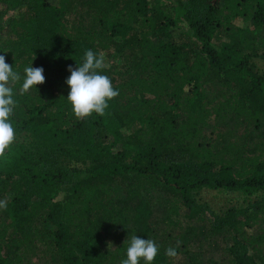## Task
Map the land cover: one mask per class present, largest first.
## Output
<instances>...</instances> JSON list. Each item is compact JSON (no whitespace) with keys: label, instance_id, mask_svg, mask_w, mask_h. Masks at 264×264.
Here are the masks:
<instances>
[{"label":"trees","instance_id":"obj_1","mask_svg":"<svg viewBox=\"0 0 264 264\" xmlns=\"http://www.w3.org/2000/svg\"><path fill=\"white\" fill-rule=\"evenodd\" d=\"M87 49L119 95L77 119ZM0 55L23 135L0 155V264H121L133 235L152 264H264V0H0ZM203 188L256 197L217 214Z\"/></svg>","mask_w":264,"mask_h":264},{"label":"clouds","instance_id":"obj_2","mask_svg":"<svg viewBox=\"0 0 264 264\" xmlns=\"http://www.w3.org/2000/svg\"><path fill=\"white\" fill-rule=\"evenodd\" d=\"M77 64V67L68 65L71 75L65 81L70 88L66 99L71 104L77 119L89 117L93 112L103 116L109 107L108 101L119 95V91L113 88L111 79L99 71L105 67L104 54L97 55L93 50L87 49L83 62ZM23 72V82L20 88L22 94L28 92L33 86L45 82L42 67H33L31 64L25 67ZM20 80V73L13 71L12 66L6 63L5 56L0 55V155L4 154L5 149L15 139L9 117L16 105L13 99V85ZM5 207L6 202L0 201V209ZM177 247H179V242H177ZM158 251L159 245L153 240L133 235L127 247V259L122 260L121 264H140L141 259L144 264H152ZM165 255L175 257L176 248H166Z\"/></svg>","mask_w":264,"mask_h":264},{"label":"rangeland","instance_id":"obj_3","mask_svg":"<svg viewBox=\"0 0 264 264\" xmlns=\"http://www.w3.org/2000/svg\"><path fill=\"white\" fill-rule=\"evenodd\" d=\"M15 16L14 11H9L7 15L3 18L7 19ZM219 38V37H218ZM219 39L215 41L217 43ZM105 66L111 69L115 74H119L120 68L117 63H114L112 59L105 58ZM252 70L259 75H264V59L253 58L252 60ZM23 140V135L18 136L15 141L21 142ZM254 196L246 198L245 195L238 192H232L225 189L212 190L203 188L195 192V198L199 202L206 203L213 211L217 214H222L226 209L232 206L245 207L247 200H253ZM251 198V199H250Z\"/></svg>","mask_w":264,"mask_h":264}]
</instances>
